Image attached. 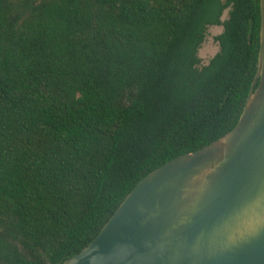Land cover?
I'll return each mask as SVG.
<instances>
[{"label": "trees", "instance_id": "obj_1", "mask_svg": "<svg viewBox=\"0 0 264 264\" xmlns=\"http://www.w3.org/2000/svg\"><path fill=\"white\" fill-rule=\"evenodd\" d=\"M259 32V0H0V264H62L148 173L232 130Z\"/></svg>", "mask_w": 264, "mask_h": 264}, {"label": "water", "instance_id": "obj_2", "mask_svg": "<svg viewBox=\"0 0 264 264\" xmlns=\"http://www.w3.org/2000/svg\"><path fill=\"white\" fill-rule=\"evenodd\" d=\"M259 7L257 70L233 129L148 173L62 264H264V0Z\"/></svg>", "mask_w": 264, "mask_h": 264}, {"label": "rangeland", "instance_id": "obj_3", "mask_svg": "<svg viewBox=\"0 0 264 264\" xmlns=\"http://www.w3.org/2000/svg\"><path fill=\"white\" fill-rule=\"evenodd\" d=\"M227 14L228 10L226 9L221 15V20H224L227 17ZM221 31V25L208 26L206 36L198 49V56L201 60L200 65H206L209 60L219 51V45L215 38L221 33Z\"/></svg>", "mask_w": 264, "mask_h": 264}]
</instances>
